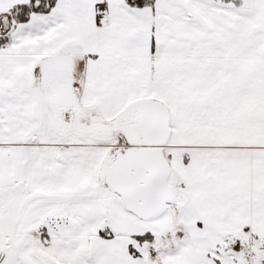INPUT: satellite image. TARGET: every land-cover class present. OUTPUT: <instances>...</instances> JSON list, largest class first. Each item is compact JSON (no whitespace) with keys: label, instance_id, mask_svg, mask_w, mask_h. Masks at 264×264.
<instances>
[{"label":"snow or ice","instance_id":"snow-or-ice-1","mask_svg":"<svg viewBox=\"0 0 264 264\" xmlns=\"http://www.w3.org/2000/svg\"><path fill=\"white\" fill-rule=\"evenodd\" d=\"M0 264H264V0H0Z\"/></svg>","mask_w":264,"mask_h":264}]
</instances>
